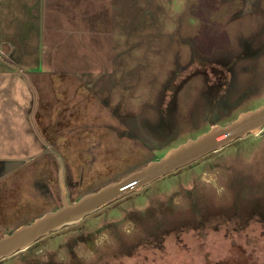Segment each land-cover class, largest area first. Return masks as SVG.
<instances>
[{
    "label": "rangeland",
    "instance_id": "374dc122",
    "mask_svg": "<svg viewBox=\"0 0 264 264\" xmlns=\"http://www.w3.org/2000/svg\"><path fill=\"white\" fill-rule=\"evenodd\" d=\"M192 37L228 44L229 82L211 92L194 74L172 95L176 81L166 89L165 76L179 56L188 59ZM263 103L264 0H0V234L61 201L59 158L74 198L212 119L225 123ZM154 198L164 210L178 203L176 217L190 206L201 221L132 249L142 230L135 210ZM118 246L124 251L112 252ZM0 264H264V128Z\"/></svg>",
    "mask_w": 264,
    "mask_h": 264
},
{
    "label": "water",
    "instance_id": "95a60500",
    "mask_svg": "<svg viewBox=\"0 0 264 264\" xmlns=\"http://www.w3.org/2000/svg\"><path fill=\"white\" fill-rule=\"evenodd\" d=\"M33 86V85H32ZM33 117L37 108L38 93ZM264 128V103L240 112L225 123H213L207 130L172 147L158 158H153L139 168L118 179L111 180L98 189L88 191L70 200L64 180V163L59 158V183L62 204L45 211L28 223L0 234V260L19 250L31 247L39 238L65 226L81 222L85 216L133 192L141 191L152 181L174 172L211 151L218 150L239 137L257 134Z\"/></svg>",
    "mask_w": 264,
    "mask_h": 264
},
{
    "label": "flooded vegetation",
    "instance_id": "af4514ba",
    "mask_svg": "<svg viewBox=\"0 0 264 264\" xmlns=\"http://www.w3.org/2000/svg\"><path fill=\"white\" fill-rule=\"evenodd\" d=\"M194 38L192 37L194 42L190 41L189 43L191 53L188 59L183 61L181 59L182 56H179V58L176 59V66L174 67V65H172L169 73L165 76L164 83L167 82L166 89L168 82L176 81L174 86H171L170 90L167 91L171 92L172 95L176 93L181 82L194 74L203 75L204 80L209 84V89L212 90L211 92L221 88L223 85L226 86L229 82V74L227 72H229L228 69L231 66L232 55L231 50L227 47L228 44L225 43L221 47L220 44L218 45L211 42L204 43ZM213 123H217V121L212 119L210 124L212 125ZM69 174L70 173H68V176ZM65 177L66 168L64 167V180Z\"/></svg>",
    "mask_w": 264,
    "mask_h": 264
},
{
    "label": "trees",
    "instance_id": "16d2710c",
    "mask_svg": "<svg viewBox=\"0 0 264 264\" xmlns=\"http://www.w3.org/2000/svg\"><path fill=\"white\" fill-rule=\"evenodd\" d=\"M68 80V79H67ZM66 80L62 81V83L65 85L66 84ZM65 98V97H64ZM72 99V98H71ZM122 124H124L122 121H121ZM133 133L132 131H130V134ZM112 141L114 139L112 138H108V141ZM80 148V147H79ZM111 149H109V152L111 153L110 151ZM57 165H59L57 163ZM91 170V169H90ZM89 170V171H90ZM57 171V170H56ZM130 172V170L128 171ZM127 172V173H128ZM126 173V174H127ZM80 174V173H79ZM77 177H74V180H79L80 181V176ZM71 175V174H70ZM69 175V176H70ZM122 175H125L122 174ZM122 175H120L119 177L117 178H112L113 180L114 179H118L120 178ZM57 177L54 178V181H57ZM84 186V185H83ZM76 187V186H75ZM69 188H72V183L70 184ZM69 188H68V196L71 200H74V199H77L79 198L83 193L81 190L79 191H76L75 192V195H73L74 198L70 197V192H69ZM95 189H98V188H95ZM94 189V190H95ZM91 191V190H89ZM88 192V191H87ZM137 193V192H136ZM54 199V198H53ZM55 201V205L53 206L52 209L58 207L59 205L62 204V201H59L57 199H54ZM163 199L162 198H154L151 200V202H149V204L147 206H142L140 207L139 209H136L135 211L137 212L138 216H140L141 218L138 219V225L139 227H142V230H141V235L138 237L137 240H145L146 238L145 237H150V236H153V238H157L159 240H162V237H163V234L165 233H169L173 228L174 230H177V227L178 226H183V225H190V224H193L194 226H197V224L201 221L200 219H197V218H194L192 217L193 214L191 213V209L189 208L190 206H186L185 207V213L186 215L185 216H178L176 217L177 215L173 214V209L174 208H177V206L179 207V204L174 202L173 200H168L165 204V207H167L168 209L164 210V205H163ZM192 204V203H191ZM173 207V208H172ZM193 205H192V209H193ZM172 208V209H171ZM180 208V207H179ZM50 210V209H48ZM47 211V210H46ZM45 212V211H44ZM193 218L194 221H189V219ZM206 219V217H205ZM204 219V220H205ZM167 224V225H166ZM169 225V226H168ZM11 230V229H9ZM136 240V241H137ZM142 240L139 242L137 241L135 243V245L131 246L130 245V248H134L136 247L137 245H139ZM135 241H131L130 243H133ZM139 242V243H138ZM129 244V243H128ZM122 247H116L114 249H112V252H119V253H122L124 250L121 249ZM132 248V249H133Z\"/></svg>",
    "mask_w": 264,
    "mask_h": 264
},
{
    "label": "crops",
    "instance_id": "0c3cea01",
    "mask_svg": "<svg viewBox=\"0 0 264 264\" xmlns=\"http://www.w3.org/2000/svg\"><path fill=\"white\" fill-rule=\"evenodd\" d=\"M0 138H2V135L0 134Z\"/></svg>",
    "mask_w": 264,
    "mask_h": 264
}]
</instances>
